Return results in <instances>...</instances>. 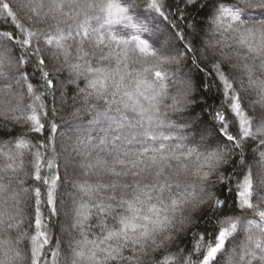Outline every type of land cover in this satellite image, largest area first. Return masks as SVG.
Masks as SVG:
<instances>
[{"label":"trees","instance_id":"1","mask_svg":"<svg viewBox=\"0 0 264 264\" xmlns=\"http://www.w3.org/2000/svg\"><path fill=\"white\" fill-rule=\"evenodd\" d=\"M0 264H264V0H0Z\"/></svg>","mask_w":264,"mask_h":264},{"label":"rangeland","instance_id":"2","mask_svg":"<svg viewBox=\"0 0 264 264\" xmlns=\"http://www.w3.org/2000/svg\"><path fill=\"white\" fill-rule=\"evenodd\" d=\"M176 76H179V75H174V76H172V78L171 79H173V78H175ZM234 84H236V83H234ZM243 128L244 127H242V131H243ZM205 131V134L202 136L203 137V139L205 138V139H207V138H209L208 137V135H206L207 133H208V131L209 130H204ZM244 132V131H243ZM249 132H251L250 130H249ZM248 132V133H249ZM209 135H210V133H209ZM181 138H184V136H180ZM201 138V137H200ZM200 166H199V171H200V173H202V175L203 176H209V175H211V174H213L212 172H213V170H214V162L212 163V162H210L211 160H214L215 159V157L214 156H211V155H203V156H201L200 158ZM214 166V167H213Z\"/></svg>","mask_w":264,"mask_h":264}]
</instances>
